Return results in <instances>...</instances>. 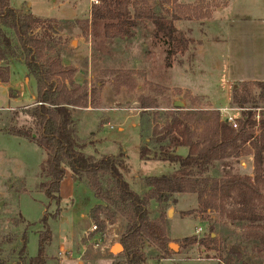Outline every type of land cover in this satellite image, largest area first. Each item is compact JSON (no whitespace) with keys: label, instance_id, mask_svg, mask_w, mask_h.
I'll use <instances>...</instances> for the list:
<instances>
[{"label":"rangeland","instance_id":"rangeland-1","mask_svg":"<svg viewBox=\"0 0 264 264\" xmlns=\"http://www.w3.org/2000/svg\"><path fill=\"white\" fill-rule=\"evenodd\" d=\"M55 1V4L52 0H11V3L13 6L29 9L36 17L59 19L55 20L58 22L56 26L51 25L55 33L52 34L53 51L49 55L54 54L65 66L75 68L72 76L75 84L84 86L87 92L93 91L87 107L73 113L76 138L78 143H86L85 154L99 158L105 155L115 156L122 151L128 167V171L123 172V178L132 190L140 191L141 194L144 193L142 177H159L173 172L185 175L186 172L178 170L177 165L161 162L158 157H154L155 154H171L170 149L174 146L171 143L172 137L169 139V146L162 147L161 150L152 146L156 152L150 154L151 159L148 161L140 160L139 150L146 145V139L153 140V131L163 129L173 114H179L180 122L188 125L194 139L202 135L201 130L210 121V114L213 112L205 115L192 110L210 109L218 103L193 98L188 92L181 93V90L174 87L179 83L180 75H183L182 72L180 74L181 70L186 75H207L202 68L209 57L205 50L206 34L198 33L204 32L205 27H192V39L181 33L183 39L188 41L185 51L181 53L174 43L155 39L153 25L148 20L139 21L137 27L132 29L133 36L129 39L107 40L103 36L102 23H89L90 9L99 5L98 0H92L96 3L90 0H60L64 5ZM225 2L226 0H195L191 4L178 3L195 10L189 18L182 16L181 20L205 24ZM262 3L264 4V0ZM137 8L162 12L155 0H137ZM133 10L129 6L131 15ZM163 10L171 12L172 6H165ZM215 35L220 40V32ZM261 35L263 39L260 44L258 32L252 35L247 33L246 37L237 39L238 46L234 47L229 57L230 75L249 76L258 69H264V29ZM167 51L172 53L169 68L165 65ZM199 51L202 53L200 57L197 54ZM218 55L216 62L221 61L220 54ZM18 64L20 63L13 64L16 70L21 68ZM207 81L203 77L194 79L195 83L199 82L197 85H204ZM236 84L240 83L230 84L219 95L225 98L229 93L231 107L232 89ZM253 92L256 93V90ZM145 99L155 108L143 112L140 103ZM173 100L174 103H182L184 109L175 110ZM25 112L0 111V264H16L23 232L27 236V257H35L37 235L42 231L39 220L44 213L50 214L55 210V205L45 199L39 185L44 181L40 177V167L46 154L29 139L13 135L15 131L29 128V133L37 134L35 129L29 127L31 122ZM239 117L240 114L235 118ZM188 118L193 119L189 121ZM249 157L251 156L216 162L204 171L191 169L188 175L210 177L216 173L220 178L225 174H239L252 178ZM74 183V201L68 202L72 198V183L68 176L62 181V212L48 222L51 242L46 246L47 264H58L60 247L70 252L73 258L80 255V261L84 264H126L123 248L113 252L115 246H121L119 239L114 240L111 234L122 228L123 219L120 216L104 223V215L98 214L96 223L89 211L87 219L77 225L74 233L71 232L72 213L84 210L85 196L93 198L84 184ZM175 198V203L168 207L160 208L153 203L149 206L152 221L157 220L160 215L166 221L164 238L167 245L166 250L162 251L154 243L146 241L141 248L143 264H264V251L255 249L254 241L244 239L242 229L229 225L218 212H198L194 194L176 195ZM20 216L23 222L17 226L15 222H19ZM92 225L97 227L95 233L88 232ZM209 234L214 239L211 244L206 239ZM95 239L110 246L109 249L100 252L98 248H92ZM201 240L206 243H201ZM171 244L176 246V250L169 248ZM67 258L70 259L69 256ZM66 261L62 264L67 263Z\"/></svg>","mask_w":264,"mask_h":264},{"label":"trees","instance_id":"trees-1","mask_svg":"<svg viewBox=\"0 0 264 264\" xmlns=\"http://www.w3.org/2000/svg\"><path fill=\"white\" fill-rule=\"evenodd\" d=\"M177 1L155 0L158 9L162 10L157 12L139 10L137 0H98L99 5L90 9L89 23H102L105 39L115 40L131 38L132 29L138 22L148 20L153 25L155 39L174 43L175 48L183 53L188 41L175 29L173 22L181 20L182 16L189 18L195 10L179 5ZM129 6L134 9L132 15ZM165 6H172L171 12L163 10ZM57 23L14 9L9 0H0V82L6 83L9 67L20 63L35 80L37 90L36 105L25 110L31 122L29 127L37 134L29 133V128L15 131L13 135L29 139L46 154L40 167V177L44 181L39 185L45 199L55 205L53 213H44L39 220L42 231L37 235V255L27 257V236L23 232L16 264H46L45 249L51 242L48 222L62 212L59 189L67 172L74 182L84 184L93 198L101 202L90 210L93 222L97 223L98 214L104 215L103 222H110L115 216L123 219L119 243L126 264L144 263L141 248L146 241L166 250V221L162 215L152 221L149 206L153 203L160 208L168 207L175 203L173 196L181 194L196 195L198 212H218L229 225L242 229V237L254 241L255 249L264 251V111L259 113L258 122L254 119V109H264V82H242L232 89L231 105L248 109L240 113L235 129L213 112L205 129L201 130L202 135L195 139L188 125L180 122L179 114H173L160 131L154 130L153 140L140 147V160L151 159L150 154L156 152L153 148L161 150L169 146L172 137V148H186L187 155L181 157L171 153L155 154L154 157L177 165L178 170L186 174L144 177L141 180L144 193L141 194L132 190L123 178L128 167L122 151L115 156L96 158L85 154L86 143L77 141L73 113L87 107L93 91L87 92L84 86L75 84L72 77L75 68L65 66L54 54L49 55L53 51L52 34L55 33L51 25ZM171 57V51H167L166 68L170 67ZM141 101L143 112L155 108L146 99ZM192 112L208 115V111L194 109ZM192 119L188 118L189 121ZM243 156L252 157V178L239 174H225L220 178L216 173L210 177L188 175L191 169L204 171L213 163ZM21 222L23 218L20 216L15 224L18 226ZM206 239L209 244L214 241L211 234Z\"/></svg>","mask_w":264,"mask_h":264},{"label":"crops","instance_id":"crops-1","mask_svg":"<svg viewBox=\"0 0 264 264\" xmlns=\"http://www.w3.org/2000/svg\"><path fill=\"white\" fill-rule=\"evenodd\" d=\"M53 1L55 0H52V3ZM57 1L59 2L60 0ZM193 1L195 0H191V1L179 0L178 3L191 4L193 3ZM55 2L53 4H55ZM59 3L64 5V2L63 3L59 2ZM9 5L14 9H18L26 14L32 15L29 9L27 8L24 9L19 5L13 6L11 0H9ZM214 15L212 16L211 19L205 21V24H203V22L200 21H192V20H186V21L178 20L173 22V26L175 27V29L182 34H185V37L188 39H192V37H194V31L192 27H196V28L197 27L200 28V26L205 27L204 32L196 31V33L198 32L199 35L206 34L205 50L208 51L207 56L209 57L207 58V62L205 63L204 67L202 66V68H204L207 75L204 76L202 75L195 76L193 74L186 75L185 73H183L184 70H181L180 74L182 72L183 75L182 76L180 75L179 83H176L174 87L175 89L181 90L182 91L181 93H183L184 91L188 92V94L193 98H204L209 102L211 101L213 103H218L216 107L211 106L212 108L210 109H206V110L199 108L195 109L199 111H208L209 113L213 112V110L215 109H223V108L231 107L229 102L230 101L229 93L225 95V98L219 97L221 93H223L226 89H228L227 86H229L230 84L235 82H239V83L264 82V69L263 70L258 69L256 73L254 72L252 75L249 76H244V75L235 76L233 74L230 75V61H229V57L231 55L230 52L234 50V47L238 46V44L236 43L237 39L240 40V38L246 37L247 33L252 35L258 32L259 44L261 43V39H263L261 33L264 29V4L262 3V0H226V2L223 4V7L220 10H217L214 13ZM74 18L76 17L74 16ZM52 20L59 21V19H52ZM210 31L212 33L211 35H210ZM219 32L221 36L220 40L217 39L219 37L215 35V33H219ZM197 54L198 57L202 56V53H200V51L197 52ZM218 54H220V60H221L220 62H216L217 59H219ZM18 65L19 67H21L18 70H16L15 67H13V65L9 67V78L6 83L0 82V111L2 112L9 110L10 111L28 110L36 105V97H37L36 82L32 76L28 75L26 68L23 64H18ZM197 77L206 78L208 79V81L204 85L203 84L197 85L199 82L196 83L194 82V79H196ZM172 103H174V100ZM77 111H81V110L78 109ZM229 115H231L232 117H236L238 113L236 114V112H233V113H229ZM146 142H148L147 139ZM170 153H172L175 156L179 155L181 157H185L187 155V149L183 147L172 148L170 149ZM249 163L250 165L252 164V157H249ZM241 164L243 165V163ZM172 175H177V174L173 172ZM67 176L70 178L72 183L71 186L72 198L68 200L69 202L74 199L75 183L71 179L70 174L68 172L66 173L64 180L67 178ZM61 184H60V189H61ZM138 193L141 192L138 191ZM175 196L176 195L173 196V199H176ZM85 199L86 200H85L84 210H79L76 213H72V218H73L71 222L72 233H74V229L77 227V225H80L82 221L87 219L89 215V211L93 207L101 205V202L96 201L94 198H88V196H85ZM62 221H65V218ZM109 247L110 246H108V248ZM68 254L70 259L67 260L66 261L67 263L65 264H84L82 263V261H80L81 259L80 255L77 258H73L70 252H68ZM46 257L47 256L45 249V261L47 264ZM102 264L104 263L102 262Z\"/></svg>","mask_w":264,"mask_h":264},{"label":"built area","instance_id":"built-area-1","mask_svg":"<svg viewBox=\"0 0 264 264\" xmlns=\"http://www.w3.org/2000/svg\"><path fill=\"white\" fill-rule=\"evenodd\" d=\"M92 1V0H91ZM93 3H96V1H92ZM248 109H240V108H234V107H230V108H223V109H215L213 110V112H217L219 114V117H220V120L222 122H225L229 125H231L232 128H236V120L238 118H235V117H232L231 115H229V113H233V112H236L238 114H240L242 111H246ZM256 115L254 117L255 121L258 122L259 120V113L261 111H264V109H261V108H258V109H254ZM104 223H107V222H104ZM97 227L95 225H92L89 229H88V232L89 233H95ZM201 230L199 229L198 232H200ZM112 234V238L114 240H118L120 238V231L117 230V231H114ZM86 237H87V234H86ZM94 249L98 248V250L100 252H106L107 249H109L106 244H103L100 239H95L93 240V247ZM67 256H69L68 252L66 250H64L63 248H60L58 250V257L60 259V261H58V264H62V262L66 261L68 258Z\"/></svg>","mask_w":264,"mask_h":264},{"label":"water","instance_id":"water-1","mask_svg":"<svg viewBox=\"0 0 264 264\" xmlns=\"http://www.w3.org/2000/svg\"><path fill=\"white\" fill-rule=\"evenodd\" d=\"M173 106H174L175 110H183L184 109V106L182 103H176L175 102V103H173ZM168 214H169V212H168ZM169 248H172V250H176V246H174L172 244L169 245ZM121 249H122V247L120 245L115 246V248L113 249V252L119 251Z\"/></svg>","mask_w":264,"mask_h":264}]
</instances>
